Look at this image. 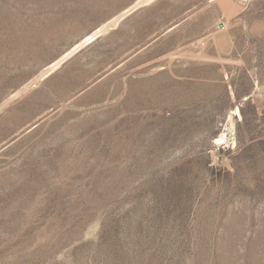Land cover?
Returning a JSON list of instances; mask_svg holds the SVG:
<instances>
[{
  "label": "rangeland",
  "instance_id": "374dc122",
  "mask_svg": "<svg viewBox=\"0 0 264 264\" xmlns=\"http://www.w3.org/2000/svg\"><path fill=\"white\" fill-rule=\"evenodd\" d=\"M0 264H264V0H0Z\"/></svg>",
  "mask_w": 264,
  "mask_h": 264
},
{
  "label": "crops",
  "instance_id": "0c3cea01",
  "mask_svg": "<svg viewBox=\"0 0 264 264\" xmlns=\"http://www.w3.org/2000/svg\"><path fill=\"white\" fill-rule=\"evenodd\" d=\"M136 3V5L134 6V5H132V7H137L139 4H140V2H135ZM134 11V10H133ZM133 11H131L130 13H127V15L125 16V14L124 15H121V16H118V17H116V18H114V19H111L110 21H108V22H106V23H104V25H102V27H98L99 28V30L101 31V33H100V35H98L94 40H96L98 37H101V35L103 34V32H104V30L106 29V28H108V27H110L111 25H116V26H118L119 25V23H121V22H123L124 20L123 19H125L127 16H129V15H131V13L133 12ZM115 26V27H116ZM117 30V29H116ZM97 32H95V31H93V33L91 34V35H89V36H92V35H94V34H96ZM93 40V41H94ZM93 41H91V42H89V43H87V44H90V43H92ZM87 44H85V45H87ZM147 45V43H145V45L144 46H146ZM140 51H136L134 54H132L130 57H128V59H132L137 53H139ZM68 56V55H67ZM66 56V57H67ZM65 57V58H66ZM64 58V59H65Z\"/></svg>",
  "mask_w": 264,
  "mask_h": 264
},
{
  "label": "water",
  "instance_id": "95a60500",
  "mask_svg": "<svg viewBox=\"0 0 264 264\" xmlns=\"http://www.w3.org/2000/svg\"><path fill=\"white\" fill-rule=\"evenodd\" d=\"M133 10H135V7L130 6V7H128L127 9H125V10L121 13V15H123V14H127V13H130V12L133 11ZM95 32H97V33L94 34V35H92V36H90L89 41H87V40H85V39L82 40L81 42H79V43L75 46L74 49H72V50L68 53V55H70L71 53H73V52H75L76 50L80 49L83 45H85V44H87V43L93 41V40H94L98 35H100V33H101V31L99 30V28H97V29L95 30ZM87 37H88V36H87ZM62 62H63V61H62Z\"/></svg>",
  "mask_w": 264,
  "mask_h": 264
},
{
  "label": "trees",
  "instance_id": "16d2710c",
  "mask_svg": "<svg viewBox=\"0 0 264 264\" xmlns=\"http://www.w3.org/2000/svg\"><path fill=\"white\" fill-rule=\"evenodd\" d=\"M105 37H103V36L98 37L96 40H94L92 43H90L88 46L84 47L76 55H74L72 58H70L68 61H66L60 69L62 70L63 68H66L70 62H72L74 59H76L79 56H81L88 48L93 47L95 45H98Z\"/></svg>",
  "mask_w": 264,
  "mask_h": 264
},
{
  "label": "bare ground",
  "instance_id": "6f19581e",
  "mask_svg": "<svg viewBox=\"0 0 264 264\" xmlns=\"http://www.w3.org/2000/svg\"><path fill=\"white\" fill-rule=\"evenodd\" d=\"M90 36L86 37L85 40L89 41ZM75 48V47H74ZM73 48V49H74ZM68 55V53L66 55H64L58 62H56L55 64L51 65V68H55V66L57 67V64H60V62ZM71 55V54H70ZM69 56V55H68ZM50 69V68H48Z\"/></svg>",
  "mask_w": 264,
  "mask_h": 264
}]
</instances>
